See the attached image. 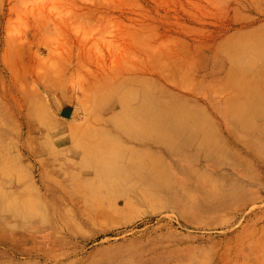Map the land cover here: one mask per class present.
Here are the masks:
<instances>
[{
  "label": "rangeland",
  "instance_id": "1",
  "mask_svg": "<svg viewBox=\"0 0 264 264\" xmlns=\"http://www.w3.org/2000/svg\"><path fill=\"white\" fill-rule=\"evenodd\" d=\"M231 59L241 76L225 80ZM161 88L185 126L159 128ZM252 91L264 107V0H0V264H264V113L252 130L224 118ZM146 130L176 137L181 169L213 172L190 187L194 205L125 179L122 146H147L124 138ZM103 138L118 144L117 169L89 165L74 183L73 146ZM88 183L99 212L80 193Z\"/></svg>",
  "mask_w": 264,
  "mask_h": 264
},
{
  "label": "bare ground",
  "instance_id": "2",
  "mask_svg": "<svg viewBox=\"0 0 264 264\" xmlns=\"http://www.w3.org/2000/svg\"><path fill=\"white\" fill-rule=\"evenodd\" d=\"M93 8V7H92ZM48 22H51L52 19L49 18L47 20ZM242 64L241 62L237 61L234 62L233 59L230 60V65L228 67V70L226 72V79L229 80L232 76L236 80L241 75V68ZM239 72V73H237ZM162 96L161 101L158 103V107L156 109V114H154V119L156 123L158 124L159 128H170V130H176L177 126L186 125L187 121L190 117H188L185 110L181 109L182 106L180 103L176 101H168L170 100V97H167L169 95L166 94V91L161 88ZM215 97H219L218 90H213L211 92ZM166 95V96H165ZM249 95V94H248ZM256 92L251 93V96L249 95L246 97L245 100V106L248 108L243 111L239 110L237 107H234L232 105H229L228 112L229 115L224 116L226 120V124L229 129H231V125H234V128L237 127V130H248L247 128L250 127L248 122L257 116H260L264 113V107L257 108L255 106L256 98L257 96ZM176 96V95H174ZM176 98H179L178 96L173 97V100H177ZM180 101V99H178ZM232 104V102H230ZM117 106V104L112 103L109 107V110L114 109ZM252 107V108H251ZM249 108H251L249 110ZM119 110V109H118ZM105 112H103V115ZM195 116L196 114H192V116ZM109 116V115H108ZM116 118V116L113 117V120ZM112 120V118H111ZM204 120V119H203ZM205 121V120H204ZM107 123H110L109 120H107ZM251 128V127H250ZM232 130V129H231ZM252 130V128L250 129ZM145 135L142 133H134L128 136V138H124L126 142H134L135 145H146L147 148L145 149H136L133 146H122L123 155H125V151L129 155L127 159L124 161V177L125 179H130L129 177H133L134 175L141 178H149L150 186L152 183H156L158 186H163V188L170 192V190H174L178 193V195L172 194V197L169 196L168 199L171 201L172 204L175 205H182V207H187L195 204V196L191 194L190 187L191 186H197V184L200 182V180H208L209 182H212V174L213 172L206 171V170H199L195 167H192L190 169H187L184 167V169H181L182 161L184 160L183 155L181 154L180 149L176 148L173 149L174 143H176V137H172L169 139H160L159 136L156 133V130H146L144 131ZM264 135V134H262ZM158 137V138H157ZM105 139V138H103ZM97 141H89L88 143L78 141L73 146V151H71L70 155L73 158H79L80 164L83 165L82 169L79 172V179L76 180L74 183H82V178H85V176H88L91 174L89 170V165H94L96 167H99L95 171V174L102 171L103 174H105L110 168H112L114 171L117 169V165L110 164L112 162L113 156H111L112 152L114 155L119 154L115 149H117L118 144L116 142L112 143L108 141L107 139L99 141V143H96ZM69 144V142H68ZM98 144V145H97ZM159 144H162L161 147L158 146ZM152 149V151H151ZM157 149L159 152H161L162 156L165 154H168L169 163L166 162L165 164L163 162L162 156L157 155ZM155 150V151H154ZM111 151V152H110ZM227 154L232 152H226ZM220 154L224 153H217V151H203L201 154H199L200 157L206 159H210L211 157H216L219 159H224V156H221ZM220 155V156H218ZM144 159L146 161H144ZM239 159V158H238ZM161 161V163H159ZM211 161V160H209ZM222 161V160H220ZM209 164V168H212L214 165L213 162L206 163ZM206 166V165H205ZM168 167H175L178 172L174 175L172 172V169L169 170ZM176 177V178H175ZM139 178V179H141ZM61 186L63 193L68 196V199L66 200V205L73 208L74 202L72 196L67 192V187L63 186L61 183H59ZM87 189L84 188L80 193H82L84 196V199L90 202V209L91 211L99 212V206H101L98 202V198L94 196L87 197V192L90 194H94L96 192H99L98 189L100 187H93L91 183L87 184ZM201 187V186H200ZM215 188V187H214ZM78 191V190H74ZM10 191L8 192V194ZM203 196L207 200V204H211V200H213L217 205L218 210L220 212L225 211L227 208L225 206H222V202L218 201L220 194L219 193H209L206 191H203ZM212 197V198H211ZM216 197V198H215ZM182 200H186L184 203ZM69 202V203H68ZM244 205V204H242ZM229 208H234L235 210H238V206L234 205L229 206ZM91 212V213H92ZM2 232H0L1 234Z\"/></svg>",
  "mask_w": 264,
  "mask_h": 264
}]
</instances>
